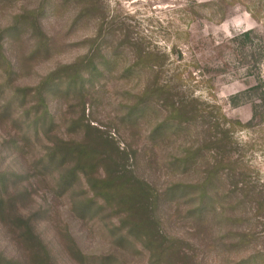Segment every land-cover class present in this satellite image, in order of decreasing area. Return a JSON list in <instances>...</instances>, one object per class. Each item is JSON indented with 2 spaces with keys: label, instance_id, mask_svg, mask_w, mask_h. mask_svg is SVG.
I'll return each instance as SVG.
<instances>
[{
  "label": "trees",
  "instance_id": "trees-1",
  "mask_svg": "<svg viewBox=\"0 0 264 264\" xmlns=\"http://www.w3.org/2000/svg\"><path fill=\"white\" fill-rule=\"evenodd\" d=\"M76 1L43 0L39 10L24 6L10 25L0 22V227L22 252L10 255L0 247V264H55V255L37 229L39 222L48 221L56 227L64 250L80 264H128L114 253L89 256L82 252L68 224L59 218L58 204L63 197L71 199L72 214L80 221L108 217L112 247L138 246L148 254L147 262L139 264H210L208 255L197 260L195 243L168 231V219L174 215L166 214L165 200L178 196L173 202L178 204L184 193L191 203L187 215L197 227L193 235L200 239L204 254L217 248L213 226L225 220H232L234 228L218 246L227 250L248 247L257 240L258 226L264 230V193L250 177L231 168L236 161L230 134L243 125L241 121H208L213 111L194 99H176L172 88L160 84L159 78L149 79L138 91L128 90L129 98L136 102L129 105L131 110L123 120L133 130L135 146L117 140L86 116V99L100 92V79L118 63L116 55L104 48L106 41L97 44L98 37L93 35L80 43L85 44L83 53L70 61L57 59L34 85L20 84L26 74H38L42 60L59 58L65 52L70 33L93 28L95 34H101L106 28L105 17L93 14L96 4L92 0H79L77 14L66 23L60 11ZM25 29L35 36L31 46L21 40ZM156 58V54L139 49L133 57L135 63L124 72L135 74L139 61H159ZM161 68L160 64L151 65L153 72ZM55 100L61 106L65 103L66 109L50 110V101ZM159 104L168 115L146 130ZM199 123L202 134L197 145L195 141L175 153L172 160L168 155L161 158L157 151L161 143L173 135L188 134L192 125ZM206 124L210 127L204 129ZM8 155H15V171L2 165ZM33 156L37 162L32 165ZM21 164L25 170L18 172ZM147 169L166 170L173 179L167 186L158 185ZM197 174L198 180L191 178ZM189 176L191 179L184 181ZM227 176H232L229 183ZM224 185L235 198L229 216L215 205ZM40 190L45 196L38 203ZM240 207L248 214L238 213ZM114 219L117 222L113 224ZM234 264H264V250L245 254Z\"/></svg>",
  "mask_w": 264,
  "mask_h": 264
},
{
  "label": "rangeland",
  "instance_id": "rangeland-1",
  "mask_svg": "<svg viewBox=\"0 0 264 264\" xmlns=\"http://www.w3.org/2000/svg\"><path fill=\"white\" fill-rule=\"evenodd\" d=\"M0 22L10 25L16 13L26 9L39 10L43 0H0ZM7 1V2H4ZM64 1V0H59ZM95 4L94 16L105 17L106 30L101 34L95 29L81 30L70 33L67 37L69 46L59 58H45L38 64V74L28 73L20 84H36L39 76L46 74L54 66L57 59L70 61L85 51V44H80L86 37L93 35L100 41H106L104 48L114 53L118 59L117 65L112 64L99 81L101 90L85 102L87 118L92 124L112 133L117 140H127L135 146L133 130L123 120L126 112L131 110L129 105L136 102L128 90L138 91L150 80L159 78L160 84H166L176 94V99L186 98L197 100L201 106L213 111L208 121L218 120L241 121L243 125L236 126L231 132L234 141L232 159L236 161L231 168L235 173H243L251 178V182L264 193V0H92ZM77 0L66 4L60 15L66 20L77 14ZM64 34L67 28L64 29ZM111 33L106 36V33ZM95 34V35H94ZM31 30H23L21 40L28 46L33 44ZM93 37V38H94ZM139 49L146 53L156 54L159 61L141 60L135 74H127L124 69L135 63L134 55ZM160 64L159 71H152L151 65ZM106 66V65H105ZM152 71V72H151ZM62 102V101H61ZM58 102L50 101V110L56 112L58 107L66 109ZM149 124L150 129L157 123L164 121L168 111L160 104L155 105ZM224 116L226 118H224ZM226 120V121H225ZM201 121V120H199ZM202 123L192 125L188 134L173 135L171 139L161 143L157 150L161 158L169 156L173 159L175 153L189 148L192 143L201 138ZM204 129L210 125H203ZM228 126V125H226ZM65 127V126H64ZM146 132V131H145ZM144 132V133H145ZM39 144V141L37 142ZM123 145L121 144V147ZM237 147V148H236ZM38 148L31 149V152ZM15 155L2 158L6 170L15 171L12 167ZM32 165L37 162L31 158ZM4 162V163H3ZM25 163V159H24ZM32 165L28 164L29 169ZM2 167V166H1ZM18 172L27 169L23 164L17 166ZM147 174L158 181V185L167 186L173 176L166 170L147 169ZM197 175L192 179L198 180ZM197 177V178H196ZM190 176L184 180L189 181ZM229 183L232 179L226 177ZM25 183V182H24ZM40 190L36 196L38 203L43 202L45 196ZM81 194V189L79 192ZM229 186L224 185L216 200L217 210H225L228 216L235 198L230 195ZM181 199L165 200L166 214L174 216L168 219L167 227L171 233L184 235L195 243L197 260H207L210 264H234L245 254H252L257 250H264V230L258 226L257 240L248 247L239 249L233 247L227 250L218 246L230 229L234 228L232 220H225L221 224H214L213 238L217 243L214 251L204 250L201 241L193 234L197 228L187 215L191 207L187 194ZM71 199H59L58 209L62 222L68 224L72 236L76 239L84 254L89 256H106L114 253L124 257L128 264L147 262L148 254L140 251L138 246L131 245L112 247L110 235V219H91L83 222L73 216ZM179 207V213H175ZM244 207L237 211L244 215ZM29 212V211H28ZM24 212V213H28ZM248 214V213H247ZM245 214V215H247ZM107 215V214H103ZM214 215V214H212ZM234 219V218H231ZM254 221V220H253ZM117 221L114 219L113 224ZM48 222H39L37 229L41 237L48 243L54 256L55 264H80L71 259L64 250L62 243L56 237V227ZM0 247L10 255H21L14 242L0 227ZM122 251V252H120ZM120 252V253H119Z\"/></svg>",
  "mask_w": 264,
  "mask_h": 264
}]
</instances>
